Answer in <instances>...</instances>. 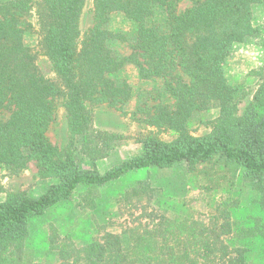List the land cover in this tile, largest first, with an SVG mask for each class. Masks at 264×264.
<instances>
[{"label": "trees", "instance_id": "trees-1", "mask_svg": "<svg viewBox=\"0 0 264 264\" xmlns=\"http://www.w3.org/2000/svg\"><path fill=\"white\" fill-rule=\"evenodd\" d=\"M263 1L201 0L178 13L181 0H92V25L83 31L88 0H0V166L19 174L34 164L50 182L37 197L8 193L0 201V264H40L28 248L32 220L70 200L80 187L86 193L78 207L92 211L89 190L134 172L180 164L193 172L217 159L259 192L264 215V78L238 116L236 90L224 74L232 47L255 33L252 9ZM116 14L135 28L126 56L113 47L125 39L109 28ZM29 29L36 47L26 42ZM39 56L50 62L54 79L38 69ZM130 66L141 80H162L171 101L152 106L146 123L177 137L164 142L148 133L140 139V153L101 172L96 163L109 156L121 136L98 128L91 108L120 109L129 102L132 88L117 76ZM61 98L67 141L59 149L47 131ZM208 111L217 113L211 131L192 136L188 125ZM78 144L91 156V167L79 166ZM127 194L138 200L159 190L147 178ZM154 219L129 223L120 234L96 228L100 234L82 246L50 226L47 249L55 254L54 264H250L255 246L264 264V220Z\"/></svg>", "mask_w": 264, "mask_h": 264}, {"label": "rangeland", "instance_id": "rangeland-1", "mask_svg": "<svg viewBox=\"0 0 264 264\" xmlns=\"http://www.w3.org/2000/svg\"><path fill=\"white\" fill-rule=\"evenodd\" d=\"M196 1L201 0H181L177 12L191 7ZM25 20L33 25L31 15L25 16ZM252 24L255 33L245 42L234 45L224 63L226 80L236 90L238 116L242 115L250 104L264 78V1L253 7ZM91 25L92 0H88L82 20L83 31L89 29ZM109 28L124 34L125 39L115 42L113 47L121 56L128 55L135 30L133 24L123 15L116 14L111 16ZM25 38L29 45L36 47L34 29H29ZM36 64L45 77L55 78L48 59L39 56ZM117 80L126 81L131 86L129 102L120 109L103 104L92 105L91 108L98 128L117 132L121 136L109 156L96 163L101 172L140 153L142 148L140 139L148 133L164 142L177 137L173 131L155 128L146 123L147 114L153 111L152 106L159 102L171 101L162 80H141L131 66L117 76ZM216 117L215 111L194 117L188 125L189 133L196 137L208 134ZM47 137L59 149L66 144L67 128L62 98L56 100L54 120L47 131ZM80 151L81 144H78L75 157L79 166L91 167V156ZM147 178L159 190V195L151 198L141 197L138 200L129 198L127 191L137 181ZM49 184L48 180L40 177L34 164H29L19 174H11L0 166V201L4 200L8 193L37 197ZM84 193L85 188H78L70 200L60 203L41 217L32 220L28 248L40 264H54L55 254L47 249L50 226L59 237L70 235L78 246H82L90 237L98 235L96 228L120 234L129 223L156 221L155 215H163L169 219L186 218L188 221L197 222H247L249 217H253L254 222L264 220L258 205L259 192L237 180L217 159L198 165L193 172L180 164L148 172L130 173L102 188L91 189L89 196L95 202L92 211L88 208L81 211L78 207V202L82 203L80 195ZM249 262L263 264L255 246L249 254Z\"/></svg>", "mask_w": 264, "mask_h": 264}]
</instances>
